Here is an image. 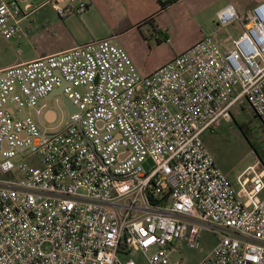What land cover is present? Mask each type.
I'll return each mask as SVG.
<instances>
[{
  "label": "built area",
  "instance_id": "built-area-1",
  "mask_svg": "<svg viewBox=\"0 0 264 264\" xmlns=\"http://www.w3.org/2000/svg\"><path fill=\"white\" fill-rule=\"evenodd\" d=\"M48 4L88 10L0 0V35ZM112 40L0 68V264H192L173 256L204 253L206 233L198 264H264V167L238 177L241 201L203 138L245 104L264 128V0L239 37L206 36L149 76ZM61 87L77 112L51 129L33 112Z\"/></svg>",
  "mask_w": 264,
  "mask_h": 264
},
{
  "label": "rangeland",
  "instance_id": "rangeland-1",
  "mask_svg": "<svg viewBox=\"0 0 264 264\" xmlns=\"http://www.w3.org/2000/svg\"><path fill=\"white\" fill-rule=\"evenodd\" d=\"M32 1L35 6L39 7L47 0ZM262 1L181 0L167 13V16H172L173 18L172 28L169 31L171 40L168 44L162 46L156 45L154 40L146 41L142 38L138 29L128 28L129 30H123V28H119L121 31L118 29L115 34L110 31L107 24L99 23L101 22L99 17L95 19L99 25L96 29L95 39L113 37L112 41L120 47H123V43L128 44L133 49V54L137 57L138 64L142 67H148L161 61L162 58L169 54L172 48L182 49L203 36L212 35L216 39L221 40L227 37H239L244 32L245 25L237 21L221 26L217 11L232 4L236 9L248 13L252 7ZM47 6L50 7L48 10H52L53 6L51 4ZM46 10L38 8L31 16L25 18L21 23L20 33L13 39L6 40L0 35V68L17 65L22 61H29L36 57V50L43 49L54 41L44 26ZM69 18L81 29L78 41L81 42L87 38L88 41L86 43L92 41V36L82 24L81 17L73 15ZM38 109H41V114L38 115L36 111L33 114L36 121L41 125L45 123V112L50 109L57 113V121L49 124V128H60L68 122L69 113L59 95L54 96L50 100H42ZM232 115L233 117L230 121L222 122L221 126L212 132H206L203 138L216 163L227 174L238 198L241 201H245L246 196L238 182V176L250 165H261L258 156L253 150V146L259 147L264 158V128L248 104L240 108L235 107ZM243 124H246L247 128H249L248 137L239 128V125ZM15 162H18V160H15ZM202 240L205 252H211L216 245L214 235L206 233ZM205 252L202 253L185 247L173 257L184 258L192 264H198L204 259Z\"/></svg>",
  "mask_w": 264,
  "mask_h": 264
},
{
  "label": "crops",
  "instance_id": "crops-1",
  "mask_svg": "<svg viewBox=\"0 0 264 264\" xmlns=\"http://www.w3.org/2000/svg\"><path fill=\"white\" fill-rule=\"evenodd\" d=\"M180 1L181 0L161 11L159 0H86L88 3V10L79 17H81L82 24L92 36V40H97L95 39L97 33L96 29L99 25L95 19H98L99 17L101 19V22L99 23L107 24L110 31L113 33L117 32L119 28H123V30H129L128 28L138 29L142 35V38H144L146 41L150 42L154 40L156 45L162 46L164 44H168L171 40L169 31L172 28L171 24L173 18L172 16H167V13H169V11ZM41 8L47 9L44 16V26L54 41L47 47L36 50V57L29 61L39 57L65 52L77 45L85 44L88 41V38L82 40L81 42L78 41V39H80L79 31H81V29L78 25L76 26V24L71 21V18H69L71 16L62 18L57 14L54 7H52V10H48L50 7L47 5H44ZM225 8L218 10L217 14H219ZM237 11L240 16V21L244 23L245 20H247L249 12L245 13L238 9ZM156 37L157 39H155ZM204 37L206 36L199 38L195 42L190 43L182 49L172 48L169 54L162 58L161 61L148 67H142L138 64L137 57L133 54V49L128 44L123 43L122 48H124L129 54L139 72L143 76H149L164 64L172 61L178 54L186 51L194 44L202 40ZM29 61H22L18 64ZM47 111L44 114L45 124L47 123L49 125L51 123H55L57 119L54 120V118L57 116V113L51 109Z\"/></svg>",
  "mask_w": 264,
  "mask_h": 264
},
{
  "label": "trees",
  "instance_id": "trees-1",
  "mask_svg": "<svg viewBox=\"0 0 264 264\" xmlns=\"http://www.w3.org/2000/svg\"><path fill=\"white\" fill-rule=\"evenodd\" d=\"M178 1L179 0H159L161 11L167 9L169 6L173 5L174 3L178 2ZM243 24L245 25L246 22H244ZM239 128L241 129V131L243 132V134L245 136L248 135L249 128H247L246 124L239 125ZM253 150L256 153V155L258 156L261 165L264 167V158L262 157V154H261V151H260L259 147L253 146Z\"/></svg>",
  "mask_w": 264,
  "mask_h": 264
},
{
  "label": "water",
  "instance_id": "water-1",
  "mask_svg": "<svg viewBox=\"0 0 264 264\" xmlns=\"http://www.w3.org/2000/svg\"><path fill=\"white\" fill-rule=\"evenodd\" d=\"M63 88H59L56 90L54 93H52L47 99L50 100L54 96L59 95L62 98L63 105L67 108L69 116L72 115L73 113L77 112V108L73 105L71 100L67 98L63 93H62Z\"/></svg>",
  "mask_w": 264,
  "mask_h": 264
}]
</instances>
